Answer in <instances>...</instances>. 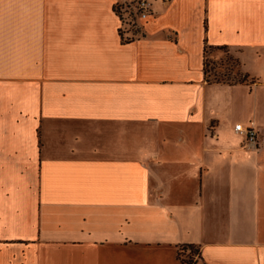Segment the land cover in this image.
Listing matches in <instances>:
<instances>
[{"label":"crops","instance_id":"crops-1","mask_svg":"<svg viewBox=\"0 0 264 264\" xmlns=\"http://www.w3.org/2000/svg\"><path fill=\"white\" fill-rule=\"evenodd\" d=\"M150 1L0 0V264H264V0Z\"/></svg>","mask_w":264,"mask_h":264},{"label":"rangeland","instance_id":"rangeland-1","mask_svg":"<svg viewBox=\"0 0 264 264\" xmlns=\"http://www.w3.org/2000/svg\"><path fill=\"white\" fill-rule=\"evenodd\" d=\"M127 4V3H125ZM127 20L132 18V12L127 9ZM207 82L210 84L221 82L225 84H234L245 80L244 74L240 70L239 61L233 57L229 51L221 50L219 52L213 49L206 52ZM247 79V77H246ZM185 261L194 260L192 252L185 249L184 255L181 256Z\"/></svg>","mask_w":264,"mask_h":264},{"label":"built area","instance_id":"built-area-1","mask_svg":"<svg viewBox=\"0 0 264 264\" xmlns=\"http://www.w3.org/2000/svg\"><path fill=\"white\" fill-rule=\"evenodd\" d=\"M127 9L132 12V18L127 20ZM121 20L128 23H136L148 19L152 15V2L150 0H130L129 3L120 6ZM235 132L245 137V147L249 150H259L261 138L259 131L253 126L235 125Z\"/></svg>","mask_w":264,"mask_h":264},{"label":"trees","instance_id":"trees-1","mask_svg":"<svg viewBox=\"0 0 264 264\" xmlns=\"http://www.w3.org/2000/svg\"><path fill=\"white\" fill-rule=\"evenodd\" d=\"M120 13H119V9H118V15H119ZM225 48H222V49H219V50H224ZM209 50H211V49H209ZM226 50V49H225ZM206 59H207V57H206ZM206 59H205V77L207 78V74H208V72H207V66H206ZM245 80H246V77H245ZM244 80V81H245ZM242 82V81H241ZM216 83H221V82H216ZM190 249H191V252L193 253V254H196V253H198V249H196L194 246H191L190 247ZM185 264H193V260H189V261H185V260H182Z\"/></svg>","mask_w":264,"mask_h":264}]
</instances>
